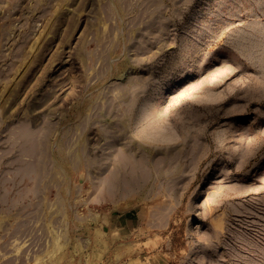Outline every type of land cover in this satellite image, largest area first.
<instances>
[{
  "label": "rangeland",
  "instance_id": "1",
  "mask_svg": "<svg viewBox=\"0 0 264 264\" xmlns=\"http://www.w3.org/2000/svg\"><path fill=\"white\" fill-rule=\"evenodd\" d=\"M0 264H264V0H0Z\"/></svg>",
  "mask_w": 264,
  "mask_h": 264
},
{
  "label": "bare ground",
  "instance_id": "2",
  "mask_svg": "<svg viewBox=\"0 0 264 264\" xmlns=\"http://www.w3.org/2000/svg\"><path fill=\"white\" fill-rule=\"evenodd\" d=\"M133 146H134V145H133ZM128 149H129V147H128ZM130 149H131V145H130ZM131 151H132V150H131ZM131 151L128 150V153L131 152ZM128 153H126V155H127V157H128V162H131V160H132V161H133V160L135 161L134 158L131 159V158H132L131 155H133L132 152H131V154H129L130 156L128 155ZM119 157H121V156H119ZM122 158H123V156H122ZM118 160H120V159H118ZM126 160H127V159H126ZM122 161H123V160H122ZM121 163H122V162H121ZM123 163H125V162H123ZM125 165H127V162L125 163ZM120 167H121V166H120Z\"/></svg>",
  "mask_w": 264,
  "mask_h": 264
},
{
  "label": "crops",
  "instance_id": "3",
  "mask_svg": "<svg viewBox=\"0 0 264 264\" xmlns=\"http://www.w3.org/2000/svg\"><path fill=\"white\" fill-rule=\"evenodd\" d=\"M120 230V229H119Z\"/></svg>",
  "mask_w": 264,
  "mask_h": 264
}]
</instances>
